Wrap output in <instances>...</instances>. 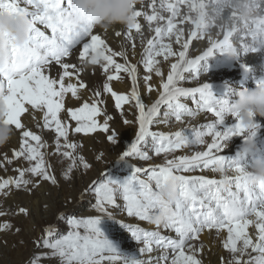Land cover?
<instances>
[{
    "label": "snow or ice",
    "instance_id": "obj_1",
    "mask_svg": "<svg viewBox=\"0 0 264 264\" xmlns=\"http://www.w3.org/2000/svg\"><path fill=\"white\" fill-rule=\"evenodd\" d=\"M143 3L144 0L142 7L135 11L133 21L126 26L123 38L133 41L138 34L143 43L142 23L138 19L141 17L147 22L148 30L155 32V38L147 40L148 47L144 52L143 64L147 74L143 82L147 92L151 93L154 88L150 81L154 73L161 78L159 87L162 91L150 105L143 101L138 90L137 64L130 61L129 52L109 48L106 39L94 31V21L75 8L74 0H0V11L24 15L31 23L28 42L22 48L13 47L10 67L0 70V85L5 86L7 91L3 97L6 108L4 123L14 126L13 130H19L21 135L20 146L13 150L12 155L27 161L29 166L18 167L17 177L0 178V195L7 197L13 189L35 186L36 182L29 177L50 181L53 185L57 183L50 171L52 166L47 164L40 151L47 144L42 142L40 135L28 130L22 123L25 114L33 116V110H36L42 113L45 129L54 126L55 151L60 152L61 138L64 148L75 150L77 147L69 143V125L66 121L62 122L59 115L62 110H66V116L77 122L73 129L75 133H94L99 130L114 145L118 142L116 131L110 128L114 118L98 106L105 103L103 93H109L114 98L117 110L129 104V101H135L131 107L138 111L135 139L117 161L128 165V174L122 177L106 175L105 179L94 182L89 188L95 194L94 207L100 215L78 218L61 214L58 219L65 221L69 230L59 234L56 226H46L34 244L38 249L48 251L35 254L29 264H47L53 258H58L59 264H203L198 254L204 251V245L196 242L205 229H215L217 234L227 230L223 248L230 253V258L222 259V264H264V184H248L247 165L242 162L244 157L241 153L234 158L225 154L227 142L232 137L244 136L246 129L236 115L229 111L227 96L217 97L211 85L200 81L198 73L201 63L216 51L244 56L264 48V11H258L250 24L242 28L235 26L237 14L233 11V26L229 28L209 22L210 11L222 14L219 0H160L159 8L157 0H151L148 4L152 9L151 14L143 9ZM181 6L184 12H181ZM161 10L169 15L165 17ZM165 20L166 25L159 23ZM154 21L157 26L153 28ZM185 22L191 27L187 39L182 42L185 29L177 28V23ZM41 26L50 30V34L42 30ZM240 32L243 37L237 47L232 37ZM115 36L121 37L122 33L116 31ZM165 37L169 40L175 37L179 50L173 51L171 43H163ZM205 38L206 49L194 58H189V45ZM78 46L79 62L73 64L70 58ZM135 48L133 43L131 56H135ZM117 56L122 57L124 62L116 63L114 57ZM160 56L165 61L169 57L176 58V62L171 63L166 80L158 66L160 61L157 57ZM89 65H99L103 73L107 74L102 90H93L90 102L85 100L80 107L65 109L66 94H71L69 99H81L77 84L66 78L75 75L80 81L79 88L87 89L80 73ZM56 66L62 72L52 76V69ZM110 66H114L116 72L127 73L131 78L130 94H118L113 90L110 82L116 77L109 74ZM241 67L246 72L249 70L246 64L242 63ZM189 77L196 80L198 86H182L181 82L187 81ZM261 84H264V79L257 82L258 86ZM189 99L195 107L189 106L186 102ZM120 114L123 116L124 112ZM208 114H211L210 118ZM201 115L210 119V122L198 127L182 126L174 132L153 130V126H170L173 120L184 125L185 118L194 121ZM97 116H103L102 123L97 122ZM229 119L235 122L228 123ZM123 122L132 123L126 118ZM252 135H256V132ZM206 138H210V142ZM31 141H35L36 145ZM194 145H202L203 150L176 155L178 150L189 149ZM151 153L156 157L163 154L164 162L149 164L148 167L131 163L133 158L142 162L151 161ZM62 155L72 160L64 173L67 179L77 160L70 151H63ZM102 156L101 153L97 159ZM4 161L7 165L13 163L11 158L4 155L0 160V168L6 167ZM32 161L35 163L32 164ZM79 163L85 169L91 166L82 156L79 157ZM218 168L228 174H219V179L190 174L205 169L218 173ZM170 178L178 181V196L173 205L172 219L162 226L173 232L174 236L161 234V225H156L157 230L150 231L138 224L134 226L118 219V215L126 214L128 218L152 224L151 215L157 209L153 197ZM115 209H119V213ZM17 214L27 216L28 209L21 207ZM6 215L0 210V217ZM107 221H112V224H107ZM112 225H118L130 233V239L142 245L138 249L139 254L147 256V259L125 250L111 235ZM249 225H254V236L248 234ZM13 227L7 220L0 222V232L11 231ZM19 231V228H15V232ZM156 252L159 255L154 256Z\"/></svg>",
    "mask_w": 264,
    "mask_h": 264
},
{
    "label": "bare ground",
    "instance_id": "obj_2",
    "mask_svg": "<svg viewBox=\"0 0 264 264\" xmlns=\"http://www.w3.org/2000/svg\"><path fill=\"white\" fill-rule=\"evenodd\" d=\"M170 2H174V0H170ZM151 3V0H144L143 3V9L147 10L149 14H151L152 9L148 7V4ZM160 0H157V8H159ZM138 9H140L142 6L141 4L137 6ZM181 12H184L185 9L183 6H181ZM161 14L167 17L169 13L161 10ZM141 20L142 23V33H143V43L141 42V37L136 34L133 41H127L123 38L124 34L127 31V27L124 25H116L114 28L103 30L99 27H96L94 31L98 34H101L102 38L106 39V43L108 44V47L111 48L113 51H121L125 50L129 52L130 54V61L132 63L137 64V84H138V90L141 93L143 101L150 105L151 103L155 102L156 99H158L159 92L162 91L160 89L159 85L161 83V78L156 77L155 74H152V80L150 81L151 85L153 86L154 90L151 93L147 92V86L143 82V77L147 74L144 68L143 64V57L145 49L148 47L147 40L155 38V32L149 31L147 27V22L143 20V18H138ZM161 25H166L165 21L159 22ZM157 26V22H153V28ZM190 25H188L187 22L185 24H179L177 23V28H184L185 29V36L182 37L183 40L187 39V33L190 30ZM42 30H45L49 32L50 30H46L41 26ZM120 31L122 33L121 37H116L115 32ZM133 33H135V30H133ZM243 37V33H237L234 34L232 37L234 44L239 47L240 46V40ZM163 43H171L173 46V51L179 50V44L176 43L175 37H172L171 40H169L168 37H165L162 41ZM136 45L135 48V56H131V45ZM206 38L205 40L201 42L193 41L192 44L189 45V58H194L196 55L201 54L203 50L206 49ZM79 46L76 50H74L73 56L70 58V62L73 64H78L79 62V56H78ZM114 60L116 63H123L122 57H114ZM157 60L160 61V64L158 66L161 67V71L163 74V78L166 80L167 73L170 71L171 63L176 62L175 56L169 57L168 61H165L163 56L157 57ZM246 64L249 68V70L246 72L244 68L241 67V64ZM62 70L59 69L58 66L54 67L52 69L51 75L56 76L58 73H61ZM198 73L200 76L201 82H206L209 85L212 86V90L215 93L217 97H224L227 96V99L230 101L233 99L237 93V91L245 89V88H252L257 85V82L259 80L264 79V48L260 49L259 51L255 53H249L244 56H229L226 53L216 51L214 52L213 56L209 57L205 62H202ZM116 79L110 82L112 88L114 91H116L118 94H130L132 89V82L131 78L128 77L127 73L121 71L116 72L114 69V66H110V73ZM187 75V74H185ZM80 77L83 80L84 83L87 84V89H81L79 88L80 81L77 80L76 76L73 75L71 78H66V80L70 79L71 82L77 84V88L79 90V95L81 96L80 100H77L75 98L70 97V93L66 94L65 96V109L67 107H80L82 106V102L87 100L91 101L93 98V90H102L103 83L107 79V74L103 73V70L97 66H91L89 65L83 73H80ZM182 86L185 87H196L198 86V83L196 80H193L191 77L187 81L181 82ZM229 89L231 91H229ZM102 98L105 100L104 104H99L98 106L101 107L103 110L106 111L108 115L113 116V121L110 122V128L114 129L117 133L118 142L114 145L111 142H109L106 139V134L97 130L94 133H75L74 127L76 126V121L71 120L70 117L66 116V110H62L60 115V118L62 119V122H67L69 124V143L75 144L77 147L75 150L71 148H64L63 143H61V149L60 152L55 151V139L54 137L48 136L47 139V147H42V153L45 156L46 162L52 165V167L55 169L57 167V158H59V155L62 152V148L64 151H70L73 153V157L77 159L76 166L73 167L72 175L74 179V185H79L78 187L81 188L83 191H87V189L93 185V183L96 181L97 177H99V181H101L102 175L104 174V170L112 169L115 164L118 162L119 155L125 151L130 144L135 139V133L138 130V124L136 122V117L138 116V111L131 107L134 105L135 101H129V104L123 105L122 109L117 110L115 108V102L114 98L110 96L109 93H103ZM190 107H195V105L192 104V101L189 99L186 101ZM30 108V106H28ZM123 111L124 115L121 116L120 112ZM163 111V110H162ZM35 113L33 116H29L25 114L22 118V123H24L28 130H31L33 132H36L38 134H41L40 130H36V126H43V116L42 113L33 110ZM208 117H211V114H208ZM128 119L132 121L131 124H125L123 122L124 119ZM97 122H101L103 120V116H97L95 117ZM87 121H82V123H86ZM210 122V119L204 117L201 115L198 117L197 120L189 121V118H185V124L180 125L177 124L174 120L173 123L170 126L160 125V126H153V130H161L165 132H174L180 129L182 126H199L202 123ZM228 123H234L235 121L229 119L227 121ZM14 128V126H12ZM54 131V130H53ZM123 132L124 134H122ZM246 135V134H245ZM244 136H235L232 137L227 142V147L225 148V154L229 157H236L238 153H240V148L242 143L245 139ZM55 136V133H54ZM124 136H126L127 142L121 146V142L124 139ZM63 138H61L62 140ZM209 139L210 138H206ZM255 139L257 143L264 148V119H261L258 127L256 129V136ZM12 142H8L7 146H10L9 150H16L20 146L21 142V135L19 130H14V135L12 137ZM33 143H36L35 141H32ZM32 143V144H33ZM45 143V142H44ZM6 146V147H7ZM15 146V148L11 147ZM121 146V147H120ZM119 148V149H118ZM196 150H203V146H192L189 149L184 150H178L176 155L180 154H191ZM9 153V151H8ZM103 154L101 159H97V156L100 154ZM84 157L85 161L89 163L91 166L88 169H85L82 164L79 163V157ZM171 158V157H169ZM16 159V158H15ZM14 159V161H15ZM19 159V158H18ZM162 164L161 162H164V156L161 154L160 157H153L151 161L148 162H142L137 159H131L132 164L148 167L149 164H156L158 163ZM246 158L242 162H247ZM163 160V161H161ZM72 163V160L65 157V164L68 169L69 164ZM117 171V172H116ZM113 174L115 177V174H120L121 176L127 175L129 172L128 165L121 162V169H117ZM110 172V171H109ZM191 175H205L208 178H215L219 179L220 176L218 173H213L208 169H205L203 172L200 170H196L193 173H190ZM12 174H8V177ZM75 176V177H74ZM59 179V177L57 178ZM66 180L63 179L60 182V187L57 186V183L55 185H48L46 188H44L46 191H49V195L51 196V200L49 201V206L51 211L62 207L66 202L70 200H76L74 196H71V194L76 193L74 189H71L69 186V189H66ZM233 191H235V188H233ZM49 200V199H47ZM93 208L90 209L89 213L93 212ZM115 212L119 213V209H115ZM125 219L127 223H132L134 226L139 225L140 227L145 228L146 230L155 231L157 230V226L154 224H149L146 221H138V220H129V218L125 215H118V219ZM112 224V221H109V225ZM159 231L163 235H172L175 234L167 229H164L163 226H160ZM248 234L251 236L255 235L254 225H249L248 228ZM111 235L115 238H120V244L122 243V246L125 244L127 246H123V248L129 252H134L137 254V256L141 259H147V256L140 255L138 252L139 247H142V245L138 244L137 242L133 241L129 237H125L126 235H130V233H127L126 231L119 228L118 225H112L111 229ZM227 238V230H222L219 234H217L215 229L208 230L205 229L201 235L197 244L202 243L204 245V251L201 252V254H207L211 256V258L214 260L213 264H222V259H229L230 253L223 248L224 240ZM128 242V243H127ZM127 243V244H126ZM154 256L159 255V252H156L153 254ZM255 255V253H253ZM248 257H245L247 259ZM106 264V262H105Z\"/></svg>",
    "mask_w": 264,
    "mask_h": 264
},
{
    "label": "clouds",
    "instance_id": "obj_3",
    "mask_svg": "<svg viewBox=\"0 0 264 264\" xmlns=\"http://www.w3.org/2000/svg\"><path fill=\"white\" fill-rule=\"evenodd\" d=\"M222 14L209 12L210 23L217 26H233L231 13L236 12L235 26L242 28L250 24L258 11H264V0H219ZM142 0H74L75 8L94 21V26L103 30L116 25L127 26L133 21L137 6ZM259 6V8H258ZM31 29L30 19L8 11H0V70H7L12 61V48H22L29 40ZM235 56V54H229ZM7 94L6 87L0 85V147L7 144L14 135L13 127L4 123L6 108L3 97ZM229 111L236 115L246 129L240 153L246 162L247 182L250 186L264 184V148L256 141L252 133L264 119V84L237 91L235 97L228 102ZM218 174L227 175L218 168ZM178 181L169 179L164 186L156 191L153 199L157 209L151 215L154 225H164L172 219L173 205L178 196Z\"/></svg>",
    "mask_w": 264,
    "mask_h": 264
},
{
    "label": "rangeland",
    "instance_id": "obj_4",
    "mask_svg": "<svg viewBox=\"0 0 264 264\" xmlns=\"http://www.w3.org/2000/svg\"><path fill=\"white\" fill-rule=\"evenodd\" d=\"M37 129L41 131V134H38L36 132L34 133L41 136L42 142H47V135H50V137L52 138L54 137V126L51 129H45L43 126H36V130ZM121 133L124 134L123 132ZM124 139L125 140L121 142V146H123L127 142L126 136H124ZM9 142H12V140H10ZM31 143L33 142L31 141ZM61 143H63V139L61 140ZM7 144L0 147V160H2V157L4 155H7L13 160V163L11 165H7L6 161L3 162L6 167L0 168V178H7L8 174H12L11 177H17L18 172L16 171V169L18 167L29 166V163L27 161H23L22 158L15 159L12 155L13 150H9L10 146H7ZM33 145H36V143H33ZM11 147L15 148V146ZM40 151L42 152V149H40ZM63 151L64 149L62 148V152L56 161L57 167L55 169L51 167L50 169L56 179L59 177V179H57L58 187H60V182L65 179L64 173L67 171L65 157L62 155ZM151 154L153 155V157H156L154 153ZM159 161L156 164H159ZM34 163L35 161H32V164ZM47 164H49V162ZM117 169H121V162L115 164V166H113L111 170H104L105 172L102 175L103 177L101 178V180L105 179L106 175L113 176V173ZM115 175V177H122L118 173ZM29 178L33 179L36 182L35 186L29 185L27 189H13V191L7 197L0 195V210L7 213L6 216L0 217V222L7 220L14 226L13 230L11 231L0 232V264H29L30 259L35 254L48 251L47 249H38L35 246L34 241L42 236L43 229L49 225L56 226L59 234H65L69 229L65 221H61L58 219L61 214L65 217L69 215H75L78 218L100 215V213H98L94 207L96 199L94 192L89 190L90 187L87 189V191H83L78 187V184L73 186L75 178H73L72 173H69V178L65 179L67 185L65 188L69 189L70 187L71 189H74V191H76V193L71 194V196H74L76 200H70L66 202L62 207H58L52 211L49 206L51 196L49 195V191H46L44 188H46L48 185L53 184L50 181L38 180V178L36 177ZM98 181L99 177H97L95 182ZM21 207L28 209L27 216H25L24 214H17L18 209ZM91 208H93L94 210L93 212L89 213ZM123 215L126 216V214ZM120 220H123L127 223L125 219L121 218ZM129 220L135 219L129 218ZM106 223L109 224V221H107ZM15 228H19L20 231L18 233L15 232ZM129 236L130 235H126L125 237ZM116 240L119 241L120 238L119 240L118 238H116ZM123 246L127 245L124 244ZM198 255L200 258H202L203 264H213L214 260L211 258V256L201 253H199ZM47 264H59V260L58 258H53L49 260Z\"/></svg>",
    "mask_w": 264,
    "mask_h": 264
}]
</instances>
